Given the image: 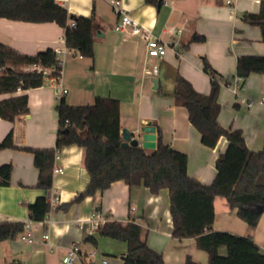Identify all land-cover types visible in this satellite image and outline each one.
<instances>
[{
	"label": "crops",
	"instance_id": "crops-1",
	"mask_svg": "<svg viewBox=\"0 0 264 264\" xmlns=\"http://www.w3.org/2000/svg\"><path fill=\"white\" fill-rule=\"evenodd\" d=\"M56 1L73 14L95 16V56L92 59L74 52L67 54L59 83L49 77L41 86L0 95L6 98L28 93L29 106V112L14 121L0 116V141L13 130L16 142V147L0 150V165L13 164L10 184L0 185V222L27 220L28 205L43 193L36 186L39 171L34 154L23 147H55L59 128L56 104L60 97L74 105L92 103L98 96L118 98L121 129L135 131L150 121L156 125L157 137L161 128L164 143L187 153L191 176L204 183L213 182L216 158L226 150L228 140L221 137L214 148L201 142L187 108L176 103V75L186 77L198 91L209 93L211 78L204 70L203 57L218 74L233 81L239 55H264L260 27L241 17L247 11L257 12L262 0H162L161 5L124 0L133 17L169 45L166 55L151 58L146 53L143 34L115 29L120 17L113 10V0ZM65 31L55 21L0 17V41L26 54L48 47H67ZM194 34L204 36V40L192 41ZM154 65H158L157 74L152 72ZM61 87L67 91L60 96ZM262 95L264 74L253 72L237 93L232 84H222L218 96L220 123L241 129L252 150L264 146V105L258 102ZM251 100L256 104L249 107L247 102ZM84 158L85 150L78 144L64 147L57 155L56 165L63 172L53 174L50 196H56L58 201L48 214L49 221L37 224L34 243L20 237L0 241V264H64L62 258L74 244L80 249L76 264H123L128 244L99 235L100 226L107 220L138 222L148 244L162 253L165 264H185L187 255L207 264L208 253L198 247L195 236L173 235L168 188L152 193L143 184L117 180L96 197L86 196L68 210L57 208L86 188L90 177ZM214 209L212 229L250 235L264 253V210L257 225L250 227L224 196L214 198ZM46 229L49 238H44ZM89 235L97 238L96 244L85 240ZM93 251H97L94 256ZM220 252L226 253V247L222 246ZM103 258L108 261L102 263Z\"/></svg>",
	"mask_w": 264,
	"mask_h": 264
},
{
	"label": "trees",
	"instance_id": "trees-1",
	"mask_svg": "<svg viewBox=\"0 0 264 264\" xmlns=\"http://www.w3.org/2000/svg\"><path fill=\"white\" fill-rule=\"evenodd\" d=\"M161 5L159 0H146ZM257 12L242 14L244 21L260 27L264 41V0ZM0 17L34 22L55 21L66 28L65 41L72 52L94 58V38L97 30L95 16L76 15L56 0H0ZM75 25H69L70 21ZM192 41H203L204 36L194 34ZM63 59L56 50L48 47L36 54H26L0 41V95L26 90L44 84L50 74L32 68L34 65L54 68L62 75ZM203 66L211 78V91H198L186 77L176 75L174 96L176 103L187 108L189 120L201 134V142L214 148L221 137H226V150L216 158V176L211 183H204L188 173V155L166 144L158 130L157 147L146 149L141 145H122L120 100L98 96L87 104H69L60 97L56 108L59 114L55 147H23L34 154L39 175L37 187L42 190L34 202L28 205L29 218L42 221L48 217L53 204L50 193L56 157L61 150L78 144L85 150V166L89 175L86 188L72 200L57 206L68 210L86 196L102 193L113 181L124 180L129 185L143 184L152 193L168 188L173 235L178 238L195 236L199 248L208 253L207 264H264V253L250 235H237L229 231L212 229L215 217L214 198L224 196L232 208L250 227H255L261 214L255 206L264 204V146L250 149L244 133L239 128L225 127L218 119V99L222 84L229 80L218 74L206 57ZM237 76L241 81L253 72L264 74V55L244 54L237 57ZM29 112L28 93L0 98V116L14 121ZM11 130L0 141V150L16 147ZM13 164L0 165V185L11 182ZM24 230L22 221L0 222V241L19 237ZM99 235L124 241L127 252L123 264H165L161 252L148 244L144 228L135 220L123 222L107 220L99 228ZM97 243L89 235L85 239ZM226 247V253L220 248ZM7 264H22L19 261ZM84 264H97L86 262ZM185 264H203L186 256Z\"/></svg>",
	"mask_w": 264,
	"mask_h": 264
},
{
	"label": "built area",
	"instance_id": "built-area-1",
	"mask_svg": "<svg viewBox=\"0 0 264 264\" xmlns=\"http://www.w3.org/2000/svg\"><path fill=\"white\" fill-rule=\"evenodd\" d=\"M113 10L116 14H119V21L115 24V29L122 32H130L135 34H143L145 41H146V53L148 56L151 57H162L166 55L169 45L166 41L162 40L161 38L154 35L150 29H147L142 24H140L133 16L129 13L128 9L124 5V0H113ZM75 25V21H72L71 26ZM182 29H179L180 32ZM57 54L63 59L67 54L72 53V50L69 49V47L60 48L58 47L56 49ZM32 68H36L39 71H44L45 73L50 74L49 77L56 82L59 83L61 76L58 74H54L53 70L54 68H47V67H41L40 65H34ZM158 65H154L152 67V72L154 74L158 73ZM62 73V72H61ZM241 79L240 77L236 76V78L233 81H230L229 84L234 87V90L236 93L239 89V83ZM67 90L65 88H60L59 94L60 96L63 95ZM260 104L264 105V95L261 96V98L258 101ZM248 106L251 107L254 104H256V101L251 100L247 102ZM57 172H63V168L55 165L54 167V173ZM51 203L54 204L58 201V198L54 195L50 196ZM48 217L45 220L42 221H34L31 218H28L24 221V230L19 235V237L22 240L28 241L29 243H34L35 241V229L36 226H38V223H46L48 222ZM44 238H49V231L48 229L44 232ZM79 245H71L68 247L66 253L64 254L62 261L64 264H76L77 260H79ZM97 251H93L91 253L92 256L96 255ZM102 263H106L108 260L106 258L102 259Z\"/></svg>",
	"mask_w": 264,
	"mask_h": 264
},
{
	"label": "water",
	"instance_id": "water-1",
	"mask_svg": "<svg viewBox=\"0 0 264 264\" xmlns=\"http://www.w3.org/2000/svg\"><path fill=\"white\" fill-rule=\"evenodd\" d=\"M162 1V0H159ZM121 135L123 138L122 145H141L144 148L155 149L157 147V129L156 125L148 121L142 127L136 129L135 131H130L127 128H122ZM141 140V142H140ZM264 210V204H259L255 206V211L260 214Z\"/></svg>",
	"mask_w": 264,
	"mask_h": 264
},
{
	"label": "rangeland",
	"instance_id": "rangeland-1",
	"mask_svg": "<svg viewBox=\"0 0 264 264\" xmlns=\"http://www.w3.org/2000/svg\"><path fill=\"white\" fill-rule=\"evenodd\" d=\"M224 254V253H223Z\"/></svg>",
	"mask_w": 264,
	"mask_h": 264
}]
</instances>
